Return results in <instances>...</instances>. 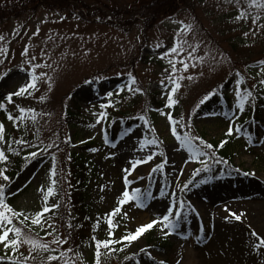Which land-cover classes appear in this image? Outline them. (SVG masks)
<instances>
[{
  "label": "rangeland",
  "instance_id": "374dc122",
  "mask_svg": "<svg viewBox=\"0 0 264 264\" xmlns=\"http://www.w3.org/2000/svg\"><path fill=\"white\" fill-rule=\"evenodd\" d=\"M11 2L0 0L4 5ZM155 4L154 0H72L71 6L63 10L27 6L19 17L7 16L0 22L3 37L0 48L6 50L0 54V103L4 104L0 108V124L4 126L5 137L0 149L8 158L11 155L8 146L16 149L18 154H14L13 162L21 151L26 156L32 151L38 153L15 166L18 171L11 173L7 164L0 167L9 177L8 181L0 177V184L5 185L6 202L13 209L34 216L45 205L43 196L53 179L50 175L53 161L57 160L64 172L73 151L81 154L90 167L82 213H87L90 219L100 218L99 225L92 222L87 234L81 232L76 223L81 210H76L75 195L65 191L59 196L54 192L47 203L59 207L44 214L47 220L44 229L32 225L30 219L25 222L27 227L19 220L13 221L35 239L46 242L53 239L46 235L53 232L47 225H54V234L61 239L68 238L63 245L50 244L51 249H56L54 252H33L35 259L30 264H41V261L62 264V261L48 262L47 256H59L68 249H72L68 256L75 264H94L92 237L109 238L105 214L117 206L122 191L131 192L136 187L153 195L144 199L142 209L133 202L121 206V213L112 217L118 225L113 229L112 239L165 213L173 200L177 204L184 202L183 218L170 235L164 234L168 229L161 230L157 224L131 244L124 241L112 245L123 250L102 255V264H117L131 257L132 264H160V261L218 264L219 257L227 260L223 264H264V246L255 247L259 243L257 237L264 239V86L259 84L264 79L260 63L264 61V27L261 26L264 10L249 8L247 0H240L239 5L236 0H179L172 14L155 18ZM241 11H246L247 17L236 19ZM257 15L260 19L253 22ZM178 34L186 41L184 50L170 57L169 50L176 45ZM31 57L36 59L30 64ZM170 58L189 65L185 71L181 64H176L175 75L185 79L172 94L177 101L172 107L167 106ZM33 64L40 65L35 69L39 77L36 89L28 90L31 95L26 92L8 102L5 98L9 93L28 83ZM41 73L46 75L39 76ZM236 73L244 77L239 89L252 91L254 96L249 98L242 114L236 109ZM129 74L137 81L133 87L141 88L142 94L127 90ZM189 76L191 80L187 79ZM229 80L233 82L228 83ZM218 90L230 99L229 111L221 105L203 112L206 102L196 107L205 95L210 98ZM102 104L110 106L101 108ZM19 108L33 109L35 122L30 112L25 113L22 121L9 120V114L20 115ZM234 110L233 128L242 125L249 136L235 132L232 136L225 135ZM100 112H106L107 116L97 123ZM72 113L79 116L78 122L71 118ZM161 113L187 123L188 127L177 126L180 134L189 132L214 146L226 140L220 148L232 156L230 164L199 158L206 160L210 170L201 171L198 180L182 190L194 170L203 166L179 145L171 134L167 115ZM140 115L146 117L147 125L137 119ZM151 132L158 141L156 145L144 144L145 139H155L150 136ZM17 140L30 141L28 144L32 146L19 145L15 143ZM48 145L53 147L42 151ZM216 150V157L223 161ZM149 154L153 157L150 161ZM142 158L146 162L134 167L126 186L124 170L132 167V161ZM162 163L164 169L151 171ZM62 177L68 178V175L64 173ZM161 190L166 194L163 197ZM53 212L59 218L51 217ZM236 215H240V220L235 219ZM69 222L71 229L67 227ZM253 231L256 237L251 235ZM77 232L87 236L86 242H77L81 238ZM207 236L213 237L218 246L215 253L203 252L202 246L206 243L202 245V240ZM236 244L241 250L235 249ZM230 245L232 252L228 257L225 255ZM29 248L23 244L17 254L27 256ZM141 248L146 252H141ZM6 251L13 255L0 245V255ZM3 264L9 262L5 260Z\"/></svg>",
  "mask_w": 264,
  "mask_h": 264
},
{
  "label": "snow or ice",
  "instance_id": "6c2138e0",
  "mask_svg": "<svg viewBox=\"0 0 264 264\" xmlns=\"http://www.w3.org/2000/svg\"><path fill=\"white\" fill-rule=\"evenodd\" d=\"M236 3H237V5H239L240 0H236ZM247 3H248L249 8H256V9L264 10V0H247ZM242 17H244V18L247 17L246 11H241L239 13V15L236 17V19H240ZM258 19H260L259 15L255 16L253 18V22H255ZM261 26L264 27V25H261ZM185 27L188 28L190 26H185ZM245 35H247V33ZM0 40H3L2 36H0ZM184 43H186V41L181 40L179 38V34H178L176 45L171 47V49L169 50V53H168L169 56L173 57L174 55H178L180 52H182L184 50L183 49ZM157 47H160V45H157ZM5 51H6L5 49L0 48V54H3ZM24 55L25 56L28 55L27 49L24 50ZM189 57L191 59H195V57H193L191 55V53H189ZM35 59H36V57H31V59L29 60V63L31 64V61L35 60ZM177 63L181 64L185 71L189 67V65L187 63H185L183 60L177 61L174 58L169 59V64L171 66V72L166 77V79L168 80V83L171 85L169 93L167 94V106L168 107H172L177 103V101L173 99L172 94L176 93V91L181 87L180 81L185 79V77H183V76H176L175 75V73L178 71V69L176 67ZM260 63L262 66L261 72L264 73V61H261ZM39 67H40L39 64H33L32 65L33 70L29 73L28 83L21 86L15 93H9L7 95V97L5 98L8 102L12 101L13 96H23L26 92H28L29 89H33V90L36 89L37 81H38L39 77H38L37 73L35 72V69H37ZM45 75H46V73L39 74V76H45ZM236 76L238 77V80H237L238 90L235 92L236 101H237L236 102V109H238L239 112L242 114L244 109H245L246 103L249 101V98H254V96H253L252 91H249L246 89H244V90L239 89V84L244 80V77L241 76L240 73H236ZM187 79L191 80L192 77L189 76V77H187ZM161 83L163 84L164 81H161ZM136 84H137L136 78L134 76H132L131 74H129L128 84L126 85L127 90L133 94H135V93H141L142 94L141 88L133 87V85H136ZM259 84L261 86H264V79H261L259 81ZM50 87H51V83H49V88ZM28 94L31 95V92H28ZM108 95L111 96L112 94L109 93ZM41 99H43V97H41ZM208 99H209V96L205 95L200 100V104H198L196 107L199 108L200 105L204 104ZM107 106H110V105H104V104L100 105L101 108H105ZM3 107H4V104L0 103V108H3ZM29 112L32 113L31 119L33 122H35L36 116H35L34 110L33 109H25V108H19L20 115L17 117H13L11 114H9L8 119L9 120H21L22 121L25 118V113H29ZM161 114L167 115V118H168V121L170 124L171 134L179 142V145L187 150V153L189 154V157L191 159L198 160L199 163L203 166L202 169L197 168L194 170V173H193L194 176H198L201 171L207 172L210 170V166L206 162V160L199 159L201 157H207L208 159L213 160L214 163H223L224 162V161H222L216 157L215 148L223 147V145L225 143H227L226 140L221 141L219 145L214 146L213 144L208 143L207 141L203 140L202 138H200L198 136H194L189 132H184L183 134H180L177 130V126L180 125L183 127H188L187 123L183 119L177 121L170 114H167V113H161ZM235 115H236V113L234 110L233 117H229L230 126L226 130L225 135L226 136H232L233 133L235 132L236 134L243 133V135L245 137L249 136L250 135L249 133L243 131L242 125H236L235 128H233L232 124L234 123ZM106 116H107L106 112H100L99 117L97 119V123H100L101 119L105 118ZM225 116H228V113H225ZM137 119L143 121L146 125L149 123L144 115H140L139 117H137ZM149 131H154V129L149 128ZM3 132H4V126H3V124H0V143L5 142V137L3 135ZM105 140L107 141V135L106 134H105ZM15 143L22 145V146H32V145H29L28 142L24 141V140H17V141H15ZM148 143L156 145L158 143V141L156 139H152L151 141L145 139L144 144H148ZM48 147H53V145H48L42 151H47ZM7 151L11 152L13 154H18L16 149H13L11 147V145L8 146ZM37 154L38 153L36 151H32V152L28 153V156L36 157ZM161 155H163V154H161ZM26 159H27V157H26ZM152 159H153L152 155L149 154L147 157V160L150 161ZM7 160H8V157L5 155V151L0 149V162H6ZM53 160H55V157H53ZM144 162H146V161L143 158L139 161H132L131 162L132 167L126 168L124 170V172H125L124 184L126 186L129 184V180L127 179L128 175L131 174V171L134 170V167L136 165L144 163ZM162 169H164L163 163L159 164L156 168H153L151 171L157 172V171H161ZM247 174L248 173H246V175ZM50 175H51V177L56 176L55 168H53L51 170ZM0 177H2V179L4 181L9 180V177L4 174V170H0ZM139 178L143 179V177H139ZM190 183H192L191 180L188 181L187 183H185L183 185L182 190H186L189 187ZM56 184H57V180L54 178L51 179L50 186L47 188V191L45 192V194L43 196V199L45 201V205L39 212L35 213V215L32 217H29L28 215H26L22 211H17L15 209H13L6 202V200H5V185L0 184V245H2L5 250H10L13 253V255H8L7 251H6L4 255H0V264H3V262L5 260H7L9 262V264H30V260L35 259V257L32 256L33 252L43 251V252L51 253V252L56 251V249H51L49 246L50 244L63 245L65 243H67V239H68L67 237L61 239L60 236L54 234V232H55V226L54 225H47L48 227L53 228V232H46V235L53 236V239L50 242H46V241H43L42 239H35V238L30 237V236H27L23 232L22 227L17 226L16 224L13 223L14 219L19 220V223L21 225H24L25 227H27L28 225L25 222L29 221V219H30L32 225H38L41 229H44L46 224H47V220L44 218V214L49 213L53 209H56L59 207L58 204L48 205V203H47L49 197H51L54 194V190H55L54 186ZM41 191H43V189H41ZM152 195H153L152 192H145L139 187L134 188V190H132L131 192L128 190L122 191V193H121L122 198L118 201L117 206L114 207L109 213L105 214L106 223L108 226V237L109 238L100 240V239H97L95 236L92 237V240L94 241V245H95L94 264H102V260H101L102 255L111 254V253H114L116 251H122L123 250V248H120V249L113 248V247H111L112 245L122 244L124 241H127L128 244H131L133 241L137 240V238H139L146 231L152 229L154 227V225H157V224L161 225V230L168 229V231L164 233L165 235H170L176 231L178 225L180 224L181 219L183 218V209L185 208V204L183 201H179L177 204V201L173 200L172 203L169 205V207L165 210V213L157 216L156 218L152 219L150 222H147V223H144L142 225L137 226L134 231H130L127 234L120 236L118 239H115V240L112 239V237L114 235L113 229L118 227L117 224H114L112 217L116 216L118 213H121V206H123L127 202H133L135 204V206L142 209L145 207L144 199L146 197L151 198ZM160 195L163 197L166 194L163 190H161ZM177 208H178V210H177ZM123 215L126 217L127 212H124ZM20 217H23V219L20 220ZM235 219L240 220V215H236ZM42 220H43V222H42ZM99 222H100V218L98 217L96 224L99 225ZM67 227H68V229H71L72 225L70 222L67 223ZM10 234H11V236H10ZM251 235L253 237L257 236L255 231H253L251 233ZM257 238L259 239V243L255 244V247L258 249V248L264 246V239H261L259 237H257ZM23 244H27L30 246L29 255H27V256H24L22 254H17L18 249ZM124 246L126 247L127 245H124ZM102 249L105 250V252L102 253ZM70 251H72V250L68 249L67 252L61 251L59 256L49 254L47 256V261L48 262L62 261V264H75V262L72 260V258L68 256V252H70ZM140 251L146 252V249L141 248ZM41 264H44V261H41ZM160 264H164V261H160Z\"/></svg>",
  "mask_w": 264,
  "mask_h": 264
},
{
  "label": "trees",
  "instance_id": "16d2710c",
  "mask_svg": "<svg viewBox=\"0 0 264 264\" xmlns=\"http://www.w3.org/2000/svg\"><path fill=\"white\" fill-rule=\"evenodd\" d=\"M178 1L179 0H154V3H156L153 6L154 7V17L157 18L163 14H169V13L172 14V12L177 9ZM70 3H72V0H13V2L7 3L6 5L0 4V22L5 20V18H7V16L12 17L11 15H14L15 17H19L20 14L23 12V10H25L27 8V6L36 7V5H38V7L42 6V7H45L46 9H49V10H56V9L63 10L64 8L70 7L71 6ZM35 10H37V8ZM232 82L233 81L229 80L228 83H232ZM262 95L264 96V94H262ZM221 105H223V107L226 111H229L230 99L228 98L226 93L218 90L216 92V94L212 95L206 101V103L204 104V107L202 108V111L203 112H209V111H212L214 109H217ZM247 108H248V106H247ZM70 116L76 122H78L80 120L79 116H76L73 113ZM112 136H113V130L110 133V137H112ZM150 136L152 138L156 139V136L152 132H151ZM23 138H25V137H23ZM28 142H30V141H28ZM84 148H88V146H86ZM215 149H217L216 151H218L220 153V155H221L220 157H221V159H223L224 163L226 165L230 164L229 162L232 161V156L227 155V153L222 151V148H220V147H217ZM13 156H15V155L13 153H11L8 160L6 162H2V164L0 165V167L3 166V168L6 167L7 165H9L11 168V173L14 172V170L18 171V169H14L15 166H19L22 163H25V161H26L25 159H26V157H28L21 151L19 153L18 158L13 162L12 161ZM5 164H7V165L4 166ZM53 168H55V170H56V176L53 178L57 180L56 190L54 192L56 194H58L59 196L63 195V193L65 191L75 195L74 199H75V202L77 204V205L75 204L76 210L77 209L81 210V212H78L77 216H76V218L78 220L76 223L79 225V227L77 229H79V230L82 229L81 232H84L87 234L86 231H87V229H91L92 222H93V224H95V222L97 221L93 218L90 219L87 213H82L83 212V208H82L83 192H84V189L86 186L85 184H86L88 176H89V171H90L89 165L87 164L86 160L83 158V156L81 154H76V152L72 151L71 160L69 162H67V166L64 167V172L60 170V167L58 165L57 160L53 161L52 169ZM230 168L232 170H234V168L232 166H230ZM64 173L68 175V178L62 177ZM190 180L192 181V183H194L195 181L198 180V176L193 175L189 179V181ZM64 183H68L67 187L64 186L65 188L63 187ZM192 183H190V184H192ZM55 213L56 212L51 213L50 216L54 217ZM55 217L59 218V215H56ZM64 224H66V223H64ZM77 233L79 234V232H77ZM79 235H81V238L77 242H79V241L81 243L86 242L87 236H85L84 234H79ZM69 245L70 244L68 243V247H69ZM71 254H72V251H70V255ZM69 257H71V256H69ZM130 259L128 258V259L122 260V261L118 262L117 264H132L130 262Z\"/></svg>",
  "mask_w": 264,
  "mask_h": 264
},
{
  "label": "bare ground",
  "instance_id": "6f19581e",
  "mask_svg": "<svg viewBox=\"0 0 264 264\" xmlns=\"http://www.w3.org/2000/svg\"><path fill=\"white\" fill-rule=\"evenodd\" d=\"M202 242H203V244L202 245H204L205 243V245L204 246H202V249H203V252L204 253H215L217 250H218V246H217V244L215 243V241L213 240V237H211V236H207L204 240H202ZM238 244H236L235 245V249L237 250H241L240 248H238ZM230 250H228L227 251V253H226V255L225 256H228V257H231V253H230V251L232 252V248H231V245H230ZM233 252H235V251H233ZM236 253V252H235ZM219 254H221V255H224V254H222V253H219ZM224 256V257H225ZM224 262H227V260L226 259H224L223 257L221 258V257H219V262H218V264H223Z\"/></svg>",
  "mask_w": 264,
  "mask_h": 264
}]
</instances>
